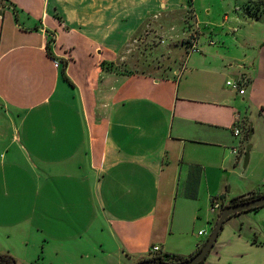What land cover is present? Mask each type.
Segmentation results:
<instances>
[{
  "label": "crops",
  "instance_id": "obj_1",
  "mask_svg": "<svg viewBox=\"0 0 264 264\" xmlns=\"http://www.w3.org/2000/svg\"><path fill=\"white\" fill-rule=\"evenodd\" d=\"M197 2L0 1V253L17 264L186 259L232 198L264 189L243 168L250 123L222 82L234 77L264 115V11L249 17L240 0L224 13L220 48ZM185 10L198 50L171 44L200 54L189 67L168 64L162 46ZM147 54L157 60L143 64ZM262 208L225 221L203 264H264L258 230L243 227L249 217L264 237Z\"/></svg>",
  "mask_w": 264,
  "mask_h": 264
},
{
  "label": "rangeland",
  "instance_id": "obj_2",
  "mask_svg": "<svg viewBox=\"0 0 264 264\" xmlns=\"http://www.w3.org/2000/svg\"><path fill=\"white\" fill-rule=\"evenodd\" d=\"M244 2L247 1L248 6L250 8H257L259 7V1L261 0H243ZM200 4L203 6L201 9ZM240 4V0H198L197 5L199 8V13L202 16L203 19L206 18H210V20L212 22H216V27H213V35L212 38L214 40V42L216 43L215 45L217 47L222 48L224 45V43L222 42V38L220 36H218L217 34H221L223 33V35H225L224 33H226L223 29H221V26L218 25L223 18L224 13H228V16H232L234 15V7ZM206 10H209V14H206L205 12ZM186 12V10H185ZM192 13L191 10H187L186 12V24L181 25L182 23H180L179 21L175 22V28L173 31H169L164 33L163 36L166 39L165 43L162 44L165 45L167 47V49L169 50V54H168V59L167 62L168 64H175L178 65L179 63H183L184 66L189 67L191 66V63L193 61H189V56L192 55L193 57H197V55H200L199 53H192L189 52L190 55H187V51L188 49H186V47L184 46H177L175 47L172 43V39L174 35H176L178 38H183V44H185L187 47L191 46V39L193 36V32H192V23L193 22L191 19ZM176 19V17H175ZM243 21V18H241ZM253 24V22H248L247 26H251ZM203 24L200 26L201 28L204 29V31L207 33V29H205ZM215 26V25H214ZM238 29L241 28V25H237ZM212 27V26H211ZM210 27V28H211ZM188 30H187V29ZM237 29V30H238ZM246 29L250 30L249 27H247ZM187 32H189V35L187 36ZM240 34V32L238 31L236 34ZM259 33H261V31H259ZM191 34V36H190ZM238 34V35H239ZM229 36H232L231 32H228ZM172 37V38H171ZM187 37V38H186ZM226 37V36H225ZM186 38V39H185ZM229 38V37H228ZM226 44H231V41H225ZM239 42V41H238ZM204 48H202L203 50ZM190 50V49H189ZM231 50V49H230ZM246 51L247 53L251 52L250 47L248 46L247 48H244L243 52ZM242 52V53H243ZM152 60H157L155 58V56L151 57V55L147 54L144 58H143V64H148L150 62H152ZM161 60L160 63H164L166 62V59H159ZM236 64V63H234ZM221 81V80H220ZM219 81V82H220ZM226 81H236V79L232 76H228L226 78L223 79V84L226 87V89L231 90V99H230V104H233V108L235 109V111H239V113L245 114L248 117L249 123H250V128L252 129L251 135L249 138H247V136H245V141H247V143L251 146L250 150H249V161L247 163V166L245 168L246 171L252 172L254 175H264V115L263 113L260 112V110H258L257 106L252 104H247L246 101V97L244 96L245 100L242 99L243 97H241L240 95L238 96L234 90H232L229 86L225 85ZM243 88V86H242ZM246 88V87H245ZM244 90V88H243ZM248 91V88H247ZM248 105V107H247ZM237 139L238 138H234ZM243 164V161H242ZM260 211H264V206ZM246 211H242L239 214H234L233 216H231L230 218H228L226 221L228 223V221L230 219H234L236 217H245L244 215H246ZM249 215H252V212H249ZM244 230H248V231H252L253 228H256L258 230L257 233L253 234V238L256 236H258V238L260 239L259 242H257L259 245L262 244L261 247H263V251H264V237L259 229V224H257L254 220H252L251 218L247 217L244 220ZM209 233L211 232V229L209 228ZM1 233V231H0ZM209 233H207V236L209 235ZM253 240V239H251ZM0 242H1V235H0ZM1 244V243H0ZM3 245H5V241L2 242ZM260 247V246H258ZM1 245H0V250H1ZM261 249V248H258ZM19 250V251H18ZM24 251L23 249H17V252H22Z\"/></svg>",
  "mask_w": 264,
  "mask_h": 264
},
{
  "label": "water",
  "instance_id": "obj_3",
  "mask_svg": "<svg viewBox=\"0 0 264 264\" xmlns=\"http://www.w3.org/2000/svg\"><path fill=\"white\" fill-rule=\"evenodd\" d=\"M252 129L249 130L248 138L251 135ZM250 145L248 144L246 146L244 156H243V168L246 167L248 161H249V150ZM248 196V195H246ZM264 206V194L259 195L257 197H253L250 199H247L242 202H237L233 204L226 205L222 208L220 211L217 220L209 233L208 237L205 239L204 243L201 245V247L191 256L181 261H165V260H158L154 258L149 259H143L135 264H199L200 262H203L205 258L207 257L208 253L214 246L217 237L219 235V232L223 228L224 222L232 215L240 213L242 211H247L249 209L258 208Z\"/></svg>",
  "mask_w": 264,
  "mask_h": 264
},
{
  "label": "trees",
  "instance_id": "obj_4",
  "mask_svg": "<svg viewBox=\"0 0 264 264\" xmlns=\"http://www.w3.org/2000/svg\"><path fill=\"white\" fill-rule=\"evenodd\" d=\"M0 1H6V0H0ZM258 4H259V7L253 9V8H250L248 6L247 1L243 2L242 8H243L244 14L249 16V17L257 18L264 11V0L259 1ZM249 130L250 129L248 128L247 132H246V136H248ZM262 194H264V189L261 190V191L250 192L248 194V196L232 198L230 200V204L237 203V202H242V201H245L247 199H250V198H253V197H257V196L262 195ZM258 208H260V207H258ZM255 209H257V208H253V209H249V210H255ZM153 258L154 259H158V260L175 261V262L184 260L183 257L177 256V255H174V254H165V255H159V256L157 255V256H155ZM0 264H17V263H16L15 259L11 255H9L7 253H0ZM199 264H203V262H200Z\"/></svg>",
  "mask_w": 264,
  "mask_h": 264
},
{
  "label": "built area",
  "instance_id": "obj_5",
  "mask_svg": "<svg viewBox=\"0 0 264 264\" xmlns=\"http://www.w3.org/2000/svg\"><path fill=\"white\" fill-rule=\"evenodd\" d=\"M191 49L193 50H198L197 46H195L194 43L191 45ZM55 66L59 65L58 61H55ZM226 85L229 86L230 88L237 90L238 93L243 94L244 90L242 88V85L239 81H226ZM234 133L238 135L240 133L239 127L235 126ZM211 211H220L221 210V201L218 197H214L211 199V206H210ZM202 233V232H200ZM158 247H152L151 251H157Z\"/></svg>",
  "mask_w": 264,
  "mask_h": 264
}]
</instances>
